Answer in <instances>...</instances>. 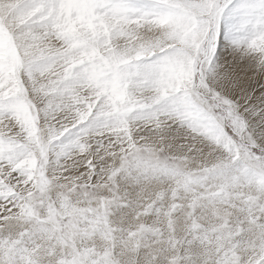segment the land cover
Masks as SVG:
<instances>
[{
  "label": "snow or ice",
  "instance_id": "1",
  "mask_svg": "<svg viewBox=\"0 0 264 264\" xmlns=\"http://www.w3.org/2000/svg\"><path fill=\"white\" fill-rule=\"evenodd\" d=\"M0 264H264V0H0Z\"/></svg>",
  "mask_w": 264,
  "mask_h": 264
}]
</instances>
